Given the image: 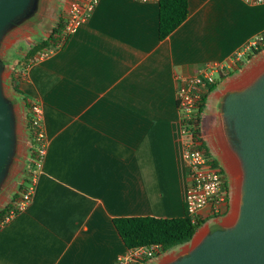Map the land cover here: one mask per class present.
<instances>
[{"label":"crops","instance_id":"0c3cea01","mask_svg":"<svg viewBox=\"0 0 264 264\" xmlns=\"http://www.w3.org/2000/svg\"><path fill=\"white\" fill-rule=\"evenodd\" d=\"M67 4L59 0L42 11L26 32L25 55L49 36ZM188 5L187 18L159 39L157 0H99L62 45L18 77L20 92L13 97L21 110L23 148L14 154L18 165L11 167L12 186L0 209L11 202L30 164L31 103L42 110L46 151L30 204L0 229V264H115L126 246L113 218L185 214L187 137L176 77L229 65L264 30V2ZM239 70L231 69L206 94L202 140L219 166V155L234 151L223 104L229 92L245 87L234 79ZM231 211V203L222 215L204 208L193 238L178 247L189 249L197 233L222 226ZM168 253L145 264H166L174 258Z\"/></svg>","mask_w":264,"mask_h":264},{"label":"water","instance_id":"95a60500","mask_svg":"<svg viewBox=\"0 0 264 264\" xmlns=\"http://www.w3.org/2000/svg\"><path fill=\"white\" fill-rule=\"evenodd\" d=\"M33 0H0V37ZM1 71V65H0ZM223 113L232 149L245 175L235 220L214 228L166 264H264V76L229 92ZM14 115L0 79V182L15 153Z\"/></svg>","mask_w":264,"mask_h":264},{"label":"built area","instance_id":"2783aa9c","mask_svg":"<svg viewBox=\"0 0 264 264\" xmlns=\"http://www.w3.org/2000/svg\"><path fill=\"white\" fill-rule=\"evenodd\" d=\"M255 1L264 2V0ZM98 2L99 0H68L62 18V29L58 36L59 41L55 45L35 54L29 59L30 62L28 61L27 66L47 56L62 45L70 34L88 20ZM262 42H264V30L251 38L243 48L236 51L231 56L229 65L220 66L216 64L193 75L177 76L176 100L181 120L188 116L200 96L207 93L210 86L217 84L221 75L228 74L230 69L238 67L245 50L254 48ZM26 124L30 133V154L32 153V156L29 166L32 168L29 169L28 166L21 183L22 189L17 191L18 197L16 200L0 215V229L30 204L35 190L36 176L41 170L45 156V127L39 104H29ZM182 132L187 137V142L183 148V159L187 170V181L183 193V204L186 213L193 222L202 220V212L206 207H210L211 211L218 215L226 213L230 198L228 184L225 186L227 181L224 172L217 163H213V159L207 154L206 150L198 147L184 127H182ZM162 253L164 252H162L159 244L134 246L119 253L115 259V264H145Z\"/></svg>","mask_w":264,"mask_h":264},{"label":"trees","instance_id":"16d2710c","mask_svg":"<svg viewBox=\"0 0 264 264\" xmlns=\"http://www.w3.org/2000/svg\"><path fill=\"white\" fill-rule=\"evenodd\" d=\"M157 2L159 6L158 37L159 39H163L187 18L189 14V5L188 0H157ZM61 29L62 19L59 18L56 25L52 27L49 36L33 44L23 59L27 61L41 50L55 45L59 41L58 36ZM262 50H264V42L251 48L247 52L246 58L250 59ZM223 76L224 75H221L219 79ZM18 79L19 78L14 74L11 75V85L15 92H20L15 84ZM215 85L210 86L208 91L214 89ZM206 94L207 93L200 96L188 116L182 118L181 121L182 127L186 129L190 138L197 143L199 148L207 151L201 134V121L203 109L205 107ZM213 163L216 164V161L213 160ZM226 184L227 182H225V186ZM21 189L22 185L19 186L18 191ZM17 197L18 192L13 195L11 202L0 209V215L12 205ZM201 224L202 220L193 222L186 211L183 216L171 218L154 216H126L113 218V225L126 248L155 243L161 246L162 252H166L173 247L191 241Z\"/></svg>","mask_w":264,"mask_h":264},{"label":"rangeland","instance_id":"374dc122","mask_svg":"<svg viewBox=\"0 0 264 264\" xmlns=\"http://www.w3.org/2000/svg\"><path fill=\"white\" fill-rule=\"evenodd\" d=\"M59 0H33L31 3V6L29 7V11L26 12L22 17L17 19L13 24H11L1 35L0 37V65H1V71H0V79H1V90L3 96L8 100V102L11 104L13 115H14V131H15V151L17 155V151L22 150L23 144L21 142L20 133L22 131L23 125L21 124V110L17 104V99H15L13 96L16 93L13 90V87L11 85V74L14 73L16 77H20L22 75V72L25 70L28 61L22 59L25 55L26 51H22V48H28L29 47V41L28 36L26 32L30 31L34 26H36L37 21L41 18V13L44 9H52L55 4H57ZM245 50L243 57L241 59L240 64L237 68L234 69H240L239 72L235 75L234 79L239 81L240 78H242L251 71V69L255 67H260L264 64V50L259 52L258 54L252 56L250 59L246 58L247 52L249 51ZM21 63H19V60ZM255 66V67H254ZM264 67V65H263ZM233 69V68H232ZM231 70V69H230ZM240 80V81H241ZM17 138L19 140H17ZM14 157L12 158V161L7 166L6 173L4 177L2 178L0 182V205L3 203V199H7L8 193L10 192V188L12 186V176L10 175L11 167L17 166L18 163L14 161ZM220 157V156H219ZM220 167L225 175V180L227 181L228 187H229V204L231 203L232 211L231 213L224 218L223 224L224 225H230V221L232 220L234 216V198L233 194L235 193V187L231 184V178L229 174L227 173L224 164L222 163L221 159L219 160ZM32 167L29 166V169ZM230 220V221H229ZM190 242V241H189ZM194 244V241L192 242ZM191 247V246H190ZM189 247V248H190ZM188 251V249H184L183 247H173L170 250H168V257H178L182 254H185Z\"/></svg>","mask_w":264,"mask_h":264},{"label":"bare ground","instance_id":"6f19581e","mask_svg":"<svg viewBox=\"0 0 264 264\" xmlns=\"http://www.w3.org/2000/svg\"><path fill=\"white\" fill-rule=\"evenodd\" d=\"M263 65H261L260 67L254 66L255 68L251 69V71L242 78L241 84L245 83V86H251L252 83H254L257 79H260L261 77H263L264 76ZM219 156H220L222 163L225 166L227 173L229 174L231 178V184L235 187V191H234L235 193L233 194L235 213H234L232 220L231 221L229 220L231 222L230 224H232L233 221L235 220V216L238 211L240 195H241V188H242V183H243L244 175H245L244 174L245 165H244V161L241 155L235 151L231 152L229 149H226L225 152L221 153ZM203 236L204 235L202 234L200 235L197 233L194 243L196 244L198 241H200Z\"/></svg>","mask_w":264,"mask_h":264}]
</instances>
